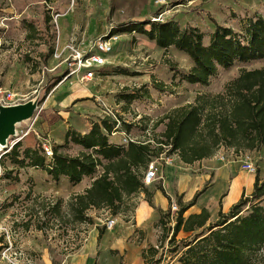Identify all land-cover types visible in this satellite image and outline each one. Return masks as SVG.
Here are the masks:
<instances>
[{
	"label": "rangeland",
	"instance_id": "374dc122",
	"mask_svg": "<svg viewBox=\"0 0 264 264\" xmlns=\"http://www.w3.org/2000/svg\"><path fill=\"white\" fill-rule=\"evenodd\" d=\"M127 1L118 0L110 15L111 0H0V89L12 93V102L16 105L30 102L35 106L31 118L15 125L16 133L9 137L0 157L17 142H20L17 149L20 158L25 149L44 156V144L53 149L64 144L67 131L81 134L94 122L109 119L110 123L116 122L115 129L121 132L117 136L111 134V143L124 146L127 143L123 138H126L127 141L148 143L153 153L161 152L150 163L161 166L159 174L169 183L181 161L169 146L158 143L165 140L162 137L166 123L164 116L174 108L195 104L199 97L223 92L243 70L264 68V59L234 62L229 68L218 67L206 84H191L184 80L193 66L186 54L172 47L161 49L147 37L132 33L117 34L119 38L111 53L103 55L108 64L94 80L83 84L74 77L63 83L57 81L64 67L53 70L56 63L48 56L57 40L60 48L73 37L83 39L87 44L121 24L144 22L157 15L161 21H174L180 28L197 27L206 45L216 25L240 33L254 14L264 15V0H164L165 5L156 4V0H141L133 7H129ZM177 2L181 4L176 5ZM47 14L51 21L45 24ZM82 150L69 142L60 152L72 157ZM219 150L225 160H235L226 165L230 172L241 169L244 158L241 161L234 159L231 149L222 147ZM240 155H249V161L259 170V177L264 179V147ZM167 157L172 160L171 165L165 164ZM45 160L48 163V158ZM220 166L222 164H216V167ZM101 170L98 168L99 174ZM144 172L140 168L135 174L139 176ZM182 172L186 177H195L188 171ZM208 181L202 178L198 186L205 187ZM224 181L226 179L219 178L205 191L203 198L197 200L198 207L210 206L212 217L218 207V197L226 187ZM196 182L187 183L185 195L193 193ZM91 183V178H84L77 185L70 184L65 177L53 181L42 168H21L5 155L0 161V264H34L42 260L41 248L47 250L52 264H63L87 238L90 245L94 243L93 235H89L95 224L100 230L105 228L107 220L116 217L113 229L103 233L105 239L111 242L118 235L126 241L127 232H130L136 245H147L143 249L147 264L176 262L181 252V240L187 235L180 232L175 241H170L176 221V213L170 211V205L177 204L179 210L181 198L168 200V206L163 211L158 210L162 223L158 220L154 230L149 227L145 233L136 226L128 227L126 231L120 219L132 223L138 198L145 194L139 192L125 197L118 205L117 215L106 208L90 207L84 212V220L80 221L79 206L72 205L73 199L84 194ZM160 187L162 180L146 188L149 192L158 190L162 194ZM204 199L208 202L204 203ZM261 205L264 206V200ZM215 220L209 219V223ZM145 235L151 243L144 240ZM149 248L156 251L153 253ZM260 256L252 264H264V250Z\"/></svg>",
	"mask_w": 264,
	"mask_h": 264
},
{
	"label": "trees",
	"instance_id": "16d2710c",
	"mask_svg": "<svg viewBox=\"0 0 264 264\" xmlns=\"http://www.w3.org/2000/svg\"><path fill=\"white\" fill-rule=\"evenodd\" d=\"M117 1L111 0L110 15L118 5ZM127 2L129 7H133L141 0ZM157 18V15L153 17ZM50 21L47 14L44 23ZM132 33L147 37L161 49L172 47L186 54L193 66L184 80L191 84H206L216 74L218 67L229 68L234 62L248 63L264 59V15L261 14L249 18L240 33L216 25L206 45L197 27L187 25L180 28L171 20L129 21L110 30V34ZM52 52L53 48L48 56ZM60 80L61 77L57 81ZM164 119L166 123L162 137L165 140L158 143L169 146L170 151L177 153L184 164L211 158L222 147L231 149L237 156L260 150L264 147V68L241 71L224 87L223 92L199 97L195 104L174 108ZM115 125L116 122L102 119L94 122L85 134L67 131L64 144L52 149V158L48 163L44 156L37 155V151L31 149H25L20 158L17 150L20 142L4 153L0 161L8 155L21 168H42L53 181L65 177L72 185L79 184L84 178H91V186L84 194L73 199L72 205L79 206L80 221L84 220V212L90 207L106 208L117 215L122 200L139 192L145 194V200L152 207V194L142 182L144 175L135 173L140 168L145 171L152 158H157L161 152H151L148 143L129 141L124 146L111 143L109 137L118 131ZM69 142L83 150L72 157L60 152ZM27 159L29 162H26ZM98 168L102 169L100 174ZM159 190L166 197L163 188ZM197 196L187 205L182 204L176 212L170 241H175L180 232L187 235L181 240V252L176 264H252L262 256L264 206L261 202L264 200V180L259 178L258 173L250 196H241L226 213L220 209L214 223H209L207 209L184 217V213L195 204ZM159 223H162L161 219ZM103 229L99 230V236ZM191 235L192 238L188 239ZM148 250L156 251L155 248ZM142 259L147 264L144 252Z\"/></svg>",
	"mask_w": 264,
	"mask_h": 264
},
{
	"label": "crops",
	"instance_id": "0c3cea01",
	"mask_svg": "<svg viewBox=\"0 0 264 264\" xmlns=\"http://www.w3.org/2000/svg\"><path fill=\"white\" fill-rule=\"evenodd\" d=\"M89 130L90 128L84 133H87ZM120 133L121 132L119 131L114 132L113 135H121ZM109 140H111V137H109ZM114 141L117 140L114 139ZM221 153L222 152L219 150L213 157L194 162L190 165L180 162L181 165H178L177 170L175 169L174 179L169 181V183H167L164 180V176L161 175L162 188L165 192L166 197L160 194L158 190L150 192L152 194L151 207L145 200V197L141 194L140 198H138V203L133 213V222L124 223L120 219L125 228L124 230L127 231L128 227L136 228V226L140 228L139 231H145V233H148L149 227L154 230V226L159 220L158 210L163 211L168 206V199L172 200L174 198H181V203L183 205H187L191 201L192 197L198 194L199 196L197 197L195 204L184 213V217H187L190 214L199 213L202 209H207L210 214V219L215 220L220 209L222 210V212L226 213L232 205L239 201L241 196L247 194L250 195L253 191L255 174H251L246 170H243L242 165L241 169L230 172V169L226 168V165L233 164L235 160L227 161L228 159L225 160ZM244 156L245 155H234V159L237 158L239 159V161H241V159L244 158L241 164L246 161L247 163H250L257 168V166H255L253 162L249 161V155L245 157ZM245 158H247V160H245ZM218 163L222 164V166L216 167V164ZM182 171H188L189 174L195 176L194 179L190 178L192 177L190 175L186 177L184 175L185 173H183ZM215 171L216 174L214 173ZM257 172L259 176L258 168ZM196 175H198V177ZM202 178H204V180H209V183L205 187L204 185L198 186L201 184L200 181ZM219 178L223 180L226 179V181H224L226 182V187H224L222 193L218 197V207L213 213L214 217H212V213H210L209 211L210 206L202 205L198 207L197 200L198 198H203L208 189L213 187L214 182H218ZM260 179L264 180L263 178ZM193 181H197L195 183L193 193L191 195H185L187 191L186 188H188L187 183ZM207 202L208 200L204 199V203ZM117 219L118 218L116 217L114 221L116 222ZM98 227L100 226L98 224H95V229L89 235V237H92L93 235L94 243L92 242L93 244L90 245V242H88L89 238H87L83 245L76 251V253L65 260L63 264H144L141 254L143 252V249H145L147 245H136L132 240L133 238L129 235L130 232H127L128 238L125 237L126 241H124V239L122 240L118 235H116L110 242L109 240L105 239V235L103 233L108 232L113 228L109 230L101 228L103 229V235L99 236ZM152 236L153 233H151V238ZM148 238L149 237H147L146 239L145 235L144 240H147L148 243H151L150 240L148 241ZM123 243H125V245H123ZM39 251L42 253L40 256L42 260H37L34 264H52V260L49 257L47 250L45 248H41ZM171 264H176V262L174 261Z\"/></svg>",
	"mask_w": 264,
	"mask_h": 264
},
{
	"label": "built area",
	"instance_id": "2783aa9c",
	"mask_svg": "<svg viewBox=\"0 0 264 264\" xmlns=\"http://www.w3.org/2000/svg\"><path fill=\"white\" fill-rule=\"evenodd\" d=\"M155 3L162 5L166 4L164 0H156ZM152 20L161 21L158 18ZM118 38L119 36L117 34H110L109 30L107 35L96 38L87 44L83 39L73 37L70 38L62 48H60L57 40L51 58L56 63L53 70H61L64 67L59 82L63 83L69 78L74 77L78 83L83 84L94 80L97 75H101L100 70L108 64L107 59L103 55L111 53L113 44L118 41ZM13 98L14 95L12 93L0 89V106L7 107L16 105L12 102ZM129 141H127L126 138H123L124 143H128ZM43 154L46 159L48 158V160H50L52 158V149L44 144ZM245 160H247V158H245ZM171 163L172 160L170 158H165L166 165H171ZM160 167L154 163L148 164L142 179L145 186H149L158 180H162V177L159 174ZM242 169L251 174L256 173V168L246 161L242 164ZM170 211L176 213L178 211L177 205L174 203L171 204ZM114 224V219H109L105 223V228L109 230L113 228ZM18 255L20 254L17 253V256Z\"/></svg>",
	"mask_w": 264,
	"mask_h": 264
},
{
	"label": "water",
	"instance_id": "95a60500",
	"mask_svg": "<svg viewBox=\"0 0 264 264\" xmlns=\"http://www.w3.org/2000/svg\"><path fill=\"white\" fill-rule=\"evenodd\" d=\"M35 106L30 102L22 105L0 106V143H6L15 134V125L31 118Z\"/></svg>",
	"mask_w": 264,
	"mask_h": 264
},
{
	"label": "bare ground",
	"instance_id": "6f19581e",
	"mask_svg": "<svg viewBox=\"0 0 264 264\" xmlns=\"http://www.w3.org/2000/svg\"><path fill=\"white\" fill-rule=\"evenodd\" d=\"M15 135V134H14ZM13 135V136H14ZM7 143V141H5ZM6 143H0V151L4 149V147L6 146Z\"/></svg>",
	"mask_w": 264,
	"mask_h": 264
}]
</instances>
